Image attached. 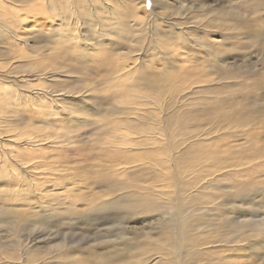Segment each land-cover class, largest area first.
I'll list each match as a JSON object with an SVG mask.
<instances>
[{"label": "rangeland", "instance_id": "rangeland-1", "mask_svg": "<svg viewBox=\"0 0 264 264\" xmlns=\"http://www.w3.org/2000/svg\"><path fill=\"white\" fill-rule=\"evenodd\" d=\"M163 1L0 0V264H264L261 0Z\"/></svg>", "mask_w": 264, "mask_h": 264}, {"label": "bare ground", "instance_id": "bare-ground-1", "mask_svg": "<svg viewBox=\"0 0 264 264\" xmlns=\"http://www.w3.org/2000/svg\"><path fill=\"white\" fill-rule=\"evenodd\" d=\"M7 1H12V0H7ZM38 1V5H39V16L40 15H47L46 13L48 12V15H49V17L50 18H55V19H57V22H58V25L56 26V33L54 34V36H55V42H54V50L55 51H57L58 53L57 54H59V51L61 52V53H63V52H66L67 54H71V56L73 57V58H79V57H81V58H83L84 57V54H83V52L85 53V51H83L82 49H81V44H79L78 43V41H77V39H79L78 38V36H76L74 33H71L73 30H68V28H66L68 25H73V23H77L78 21H80V20H82L83 18H85L86 19V21L88 20L89 21V19H93L92 18V16H90L89 18H88V16H89V13H87V12H89L90 10H87V8L89 9V7H94V6H97V5H94V6H92V2L94 1V3H97V0H86V2L88 3V6L89 7H87L85 4H82V6L83 7H80V9H78L77 7H76V1L77 0H37ZM112 0H110V2L109 3H111L112 4V2H111ZM118 1V0H117ZM120 1V0H119ZM153 1V0H152ZM156 1V0H155ZM163 1V0H162ZM100 2H102V1H100ZM116 2V1H115ZM157 2H158V5L160 4V5H162V3L160 2V0H157ZM164 2V1H163ZM108 3V4H109ZM11 4V3H10ZM101 4V3H100ZM105 4H106V2H105ZM107 4V6H108V11H109V13H113V9H114V7H112V6H109ZM116 4H118V2H116ZM122 4V3H121ZM124 4V3H123ZM140 5V4H139ZM144 5V4H143ZM159 5V6H160ZM259 5H261L260 6V9L261 10H264V0L262 1H260V3H259ZM1 6V5H0ZM163 6V5H162ZM161 7V6H160ZM164 7V6H163ZM2 8V10L3 11H5V9L3 8V6L1 7ZM101 8V7H100ZM152 8V7H151ZM105 9V8H104ZM117 9H119V8H116V10ZM141 9H144V11L146 12L147 10H146V7L145 6H143V8H141ZM120 10V9H119ZM33 10H32V8H29V9H27V10H23V12H24V15L25 14H27V16L28 17H33V16H31V14L32 13H34V12H32ZM95 11V10H94ZM93 10H92V14H93V16L95 17L96 15L93 13L94 12ZM13 12H15V13H21L20 11H13ZM22 12V13H23ZM12 13V12H11ZM102 13H103V11H102ZM104 13H105V11H104ZM103 13V14H104ZM120 14V13H119ZM119 14H117V15H119ZM5 15V14H4ZM3 15V16H4ZM16 16V15H15ZM26 16V15H25ZM26 16V17H27ZM6 17V16H5ZM16 18V17H15ZM19 18V17H18ZM35 18V17H34ZM42 18V17H41ZM103 18V17H102ZM127 18H130V16L128 15L127 16ZM147 18V17H146ZM7 19V18H6ZM8 19H9V17H8ZM21 19V18H20ZM23 19V18H22ZM21 19V20H22ZM2 20V19H1ZM27 20V19H26ZM44 20H46V19H44ZM94 20V19H93ZM115 20V19H114ZM144 20V19H143ZM143 20H140L139 19V22L137 23L138 25H140V24H142L143 23ZM95 21H96V19H95ZM103 21V20H102ZM106 21V20H105ZM13 22H14V20H13ZM91 22H93L92 20H91ZM117 22V21H116ZM12 23V21H9V22H7V20L5 21V23H4V21H3V24L2 25H0V40L2 41V42H7V41H9V40H7V39H11V36H8V37H6L5 35H4V33L5 34H10V32L7 30V28H6V26L7 25H10ZM15 23V22H14ZM104 23V22H103ZM118 23V22H117ZM42 24V23H41ZM87 24V23H86ZM95 24V23H94ZM99 24V23H98ZM109 24V23H108ZM108 24H107V26H108ZM115 24V23H114ZM135 24V23H134ZM12 25V24H11ZM14 25V24H13ZM83 25V24H82ZM77 26H79V24H77ZM90 26V25H89ZM104 26H106V25H104ZM152 26V25H151ZM40 27V26H39ZM91 27H92V25H91ZM153 27V26H152ZM28 28V27H27ZM95 28H97V27H95ZM99 28V27H98ZM156 29L155 30H157V27H155ZM74 29H75V27H74ZM116 29V28H115ZM92 30V29H91ZM243 30H244V32H245V34H248V27L247 26H244L243 27ZM77 31H79V29H77ZM88 31V30H87ZM120 31V30H119ZM14 34V33H13ZM98 35V34H97ZM256 36V41L254 42V43H256V44H258V45H260V46H262L263 45V43L262 42H264V41H261V40H264V30L263 29H261V30H259V31H251V33L250 34H248V37L250 36L251 38L253 37V36ZM75 36V37H74ZM87 36V35H86ZM13 38V37H12ZM88 38V37H87ZM63 41L65 42L66 41V45L68 46L67 48L69 49L68 51H70V52H67V51H65V49H64V46H66V45H62V43H63ZM18 43V42H17ZM86 43V42H85ZM11 44V43H10ZM19 44V43H18ZM209 45H211V44H209ZM201 46V45H200ZM213 46V45H212ZM214 47V46H213ZM210 50V49H209ZM213 51H215V53L216 54H213L212 53V55H211V59L212 60H215V59H217L218 58V55H219V53L216 51V50H213ZM263 51H264V45H263ZM81 55V56H80ZM217 57V58H216ZM127 58V57H126ZM194 58V57H193ZM74 60V59H73ZM162 60V59H161ZM169 61V60H168ZM124 63V62H123ZM170 63V62H169ZM195 63V62H194ZM202 64H203V62H202ZM197 66V65H196ZM123 68H124V66H123ZM192 68V67H191ZM56 69L57 70H59V66H56ZM130 69V68H129ZM98 70V69H97ZM113 72H118L117 71V69H113ZM119 72H120V70H119ZM165 72H161V73H159V81L160 82H163V84L165 83V84H168V85H170L171 83H170V79L172 80L173 78L172 77H169L168 75H166V74H164ZM187 75H189V74H187ZM183 79H185V78H183ZM173 84V83H172ZM171 84V85H172ZM173 86V85H172ZM169 87V86H168ZM169 88H171V87H169ZM176 90V89H175ZM1 91V90H0ZM41 93H43V92H41ZM13 94H15V93H13V91H12V93H10V96H13ZM2 95V94H1ZM47 95V94H46ZM52 95V94H51ZM6 96V95H5ZM43 96V95H42ZM7 97V96H6ZM53 97H54V95H53ZM15 98V97H14ZM32 100H34V98H31ZM3 100H4V98H3ZM17 101H23V102H28V101H30L29 99H27L26 97H24L23 98V96H22V98L18 95V97H17V99H16ZM6 101V100H5ZM2 104V103H1ZM5 104V103H4ZM10 104V103H9ZM3 105V104H2ZM17 106V105H16ZM15 106V107H16ZM21 106V105H20ZM14 107V106H13ZM5 108V107H4ZM3 109V108H2ZM8 109V108H7ZM18 110V109H17ZM2 117V116H1ZM11 127V125H9V124H7V121H3V118L1 119V122H0V129L1 130H3L4 129V131H5V129H7V127ZM0 130V131H1ZM114 130V129H113ZM2 132V131H1ZM7 132V131H6ZM11 132H13V131H11ZM4 133V132H3ZM8 133V132H7ZM9 133H10V131H9ZM13 133H15V132H13ZM12 133V134H13ZM30 135V134H29ZM42 136V135H41ZM26 137V136H25ZM24 138V137H23ZM34 140V139H33ZM43 140V139H42ZM30 141V140H29ZM28 141V142H29ZM20 142V141H19ZM25 144V143H24ZM26 145V147H28V145L29 144H25ZM172 248H173V246H172Z\"/></svg>", "mask_w": 264, "mask_h": 264}]
</instances>
